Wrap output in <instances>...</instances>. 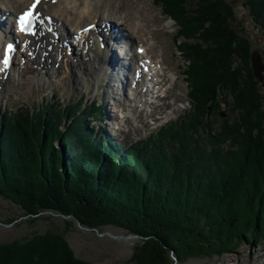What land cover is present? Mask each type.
Returning <instances> with one entry per match:
<instances>
[{"label":"trees","instance_id":"1","mask_svg":"<svg viewBox=\"0 0 264 264\" xmlns=\"http://www.w3.org/2000/svg\"><path fill=\"white\" fill-rule=\"evenodd\" d=\"M246 1L263 30L264 0ZM153 2L179 26L190 108L129 146L94 133L86 121L97 118L94 104L6 111L0 196L30 221L52 210L90 228L114 224L146 236L130 264H170L169 251L185 261L261 244L264 91L249 67L251 40L229 0ZM0 264L93 263L47 230L0 243Z\"/></svg>","mask_w":264,"mask_h":264},{"label":"rangeland","instance_id":"2","mask_svg":"<svg viewBox=\"0 0 264 264\" xmlns=\"http://www.w3.org/2000/svg\"><path fill=\"white\" fill-rule=\"evenodd\" d=\"M85 1L77 0V4L84 5ZM94 1L91 2L98 10L101 21L112 20L120 28L126 27L129 22L140 23L142 41L139 42L138 39V44L146 45L148 56L153 61H159L155 69L156 73L160 74L156 76L166 80L156 93L158 97L145 92V98L142 99H145L146 104L139 106L137 108L139 112H136L132 107L135 101L130 93L128 96L116 94L115 98L103 94L106 85H101L100 81H97L91 65L87 68L75 66L74 74H71V70L65 64L55 67L53 62L51 64L48 61L49 69H41L46 71V74L39 70L36 63H32L30 67L37 72H24V80L17 76V66L14 65L11 71L13 75L0 81V113L7 109L15 110L17 107H30L32 110L39 104L46 103L55 108L76 98H80L83 107L85 103L95 99L99 103L103 102L102 112H105L104 116L99 115L96 122L90 121L87 117L89 126L95 123V128L102 126L107 132H111L115 141L122 144L131 143L144 138L148 130L156 129L160 124L176 118L190 107L185 95L186 83L182 74L187 68L188 61H185L178 52V43L183 38L180 36L179 40L175 39L179 27L177 22L162 13L161 7L153 0H97L98 5ZM229 1L233 3L241 21L238 29L242 28L252 43L249 49V67L252 70L250 57L253 50H259L264 59V28L262 30L252 21L247 7L244 6L246 0ZM56 16L68 29L76 18V14L71 10ZM123 16L126 18L121 22ZM91 20L81 21L80 27ZM76 51H80L79 48H76ZM79 55L82 57V52ZM20 60L19 57L15 59L16 63ZM25 78H30V81H25ZM258 82L264 91V85ZM164 94L166 97L160 99ZM138 100L141 101V98L136 99L140 103ZM224 109L225 105H222L220 112ZM55 144L56 147L61 146L59 142ZM28 219L29 216L22 215L16 204L0 196V243L23 240L34 233L52 230L65 236L74 255L80 259L93 264H130L135 247L146 237L126 233V229L114 224L104 225L100 229L90 228L80 224L78 219L70 215L52 210L38 213L32 221ZM67 219L72 221L69 225L65 223ZM168 256L170 264H260L264 263V242L256 246L244 243L236 251L220 256L193 257L185 261L177 260L171 251Z\"/></svg>","mask_w":264,"mask_h":264},{"label":"bare ground","instance_id":"3","mask_svg":"<svg viewBox=\"0 0 264 264\" xmlns=\"http://www.w3.org/2000/svg\"><path fill=\"white\" fill-rule=\"evenodd\" d=\"M92 0H86L84 5H79L77 4V0H40V2L36 5V10L40 11L43 14H51L53 17V20L57 23H54V27H57L61 29V31H63L64 34H70V29L64 27V25H62V22H59V18H57L56 15H63L64 11L67 10H71L76 14V18L75 20L71 23V28L76 31L77 29L81 28L80 27V22L84 21L86 19H92L90 22L88 21V23H100L101 19H100V14L98 13V10L96 9V7L93 5V3L91 2ZM30 2H33V0H0V11H3V13L7 12L6 16L7 19L6 21H10V18L12 16H14L17 12H19L21 9H23L27 4H29ZM94 2H97V0H95ZM98 5V2H97ZM126 18V16H123L121 18V22L122 19ZM56 24V25H55ZM43 25V23H42ZM40 26V29L38 31V33L33 36V37H23V39L21 40V42H23V47H25V49L27 50H32V51H36V57L38 58L37 60V65L40 66V69H48V59L51 58V64L52 62L55 63L57 61V56L59 55V53H62L63 51H66V49H63L62 47L59 46L58 42H54L55 40H53L51 33H48V30L46 31L45 28H47V24H45L44 26ZM85 25V24H84ZM83 25V27H84ZM105 26V25H104ZM1 28V27H0ZM95 29V28H94ZM94 29H91L89 31L84 30L80 35H79V39L80 42H82V47H81V52L83 54V56L81 57V55H79L77 52L74 53V55H72V57H69L67 55H64L65 58L60 60V64H65V66H67L70 70H71V74H74V67H88L89 65H91V67L93 68V72L96 74V76L98 77V75H101V73L104 71L103 70V60L106 58V56L108 55V51H106L105 49H100L99 47V36L100 35H96V30L94 31ZM103 30V29H102ZM123 30L126 32V39L130 42H132V44L134 46H142L143 47V55H137L135 53V51H132V48H130L129 52L131 54V58H129V60H131L132 63H134L135 65V69L136 68H140L141 71H139V78L135 81V86L132 87V94L134 97V101L135 103L137 102L136 99L139 98H143L144 94L140 95L139 94V90L141 85H143V83H141L143 77H149L151 83L154 84V86H157L159 84L157 78V74L155 73V66L158 64L159 61H151L149 60L148 62L146 61L147 58H150L148 56L147 53V46L142 44L139 45L138 43L140 41H142V27L140 25V23H132L130 24V22L126 25V27L123 28ZM104 32V31H103ZM122 33V32H121ZM6 34V33H5ZM124 35V34H123ZM6 35H2L0 34V45L3 42V40H5ZM139 39V42H138ZM37 46V47H36ZM45 47V49L43 48ZM25 49L23 50H19L18 53L20 55L19 58H22V56L24 58L27 57V63H23V65L21 66L20 64L17 66L16 70V74L19 78L24 80V72H32V73H36L37 70L33 69L30 67V63L29 62V55L27 53V50L25 51ZM42 50L47 51V54L45 52V60L42 61L41 60V56H42ZM25 53V56H24ZM34 53V52H33ZM86 57V58H84ZM142 60V62H144L141 66L138 65V61ZM64 62V63H63ZM148 66V69L145 70L144 66ZM50 67V66H49ZM12 70V68L10 69ZM7 72V78L10 77L11 75V71ZM5 71V70H4ZM4 71H0V76H3V72ZM129 72H131V69L129 70ZM76 76V75H75ZM95 76V75H94ZM159 76V75H158ZM6 78V79H7ZM146 78V79H147ZM29 79V80H28ZM164 80V78H163ZM25 81H30V78H25ZM162 81V80H161ZM132 85V84H130ZM146 89V88H145ZM140 101V100H138ZM141 103V101H140ZM134 107H136V104L134 105ZM130 238V237H129Z\"/></svg>","mask_w":264,"mask_h":264},{"label":"water","instance_id":"4","mask_svg":"<svg viewBox=\"0 0 264 264\" xmlns=\"http://www.w3.org/2000/svg\"><path fill=\"white\" fill-rule=\"evenodd\" d=\"M250 61H251V66H252L254 77H256V79L262 82V85H264V81H263L264 80V60L259 50H253L251 52ZM221 114L223 115V112H221ZM107 233H110V232H107ZM252 243L253 241H251V246H252ZM260 264H264V263H260Z\"/></svg>","mask_w":264,"mask_h":264},{"label":"snow or ice","instance_id":"5","mask_svg":"<svg viewBox=\"0 0 264 264\" xmlns=\"http://www.w3.org/2000/svg\"><path fill=\"white\" fill-rule=\"evenodd\" d=\"M40 2V0H35V2L30 6V8L25 11L19 18V25L20 28L19 30L21 32L29 31L30 30V25L32 22V17H33V10L35 9L36 5ZM4 68L7 67L8 65V60L7 57L4 59ZM3 69H0L2 71Z\"/></svg>","mask_w":264,"mask_h":264}]
</instances>
